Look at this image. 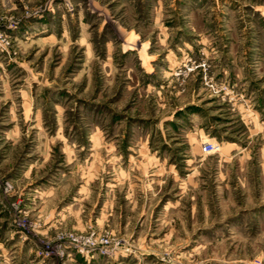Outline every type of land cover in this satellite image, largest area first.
<instances>
[{
    "label": "rangeland",
    "instance_id": "374dc122",
    "mask_svg": "<svg viewBox=\"0 0 264 264\" xmlns=\"http://www.w3.org/2000/svg\"><path fill=\"white\" fill-rule=\"evenodd\" d=\"M119 261L264 264V0H0V264Z\"/></svg>",
    "mask_w": 264,
    "mask_h": 264
},
{
    "label": "built area",
    "instance_id": "2783aa9c",
    "mask_svg": "<svg viewBox=\"0 0 264 264\" xmlns=\"http://www.w3.org/2000/svg\"><path fill=\"white\" fill-rule=\"evenodd\" d=\"M218 150V146L210 142H202L199 146V151L203 155H210Z\"/></svg>",
    "mask_w": 264,
    "mask_h": 264
},
{
    "label": "crops",
    "instance_id": "0c3cea01",
    "mask_svg": "<svg viewBox=\"0 0 264 264\" xmlns=\"http://www.w3.org/2000/svg\"><path fill=\"white\" fill-rule=\"evenodd\" d=\"M118 263L120 264V263H122V261H119Z\"/></svg>",
    "mask_w": 264,
    "mask_h": 264
}]
</instances>
